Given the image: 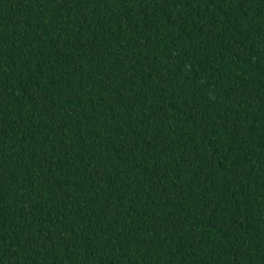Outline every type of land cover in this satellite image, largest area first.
<instances>
[{
    "label": "trees",
    "instance_id": "trees-1",
    "mask_svg": "<svg viewBox=\"0 0 264 264\" xmlns=\"http://www.w3.org/2000/svg\"><path fill=\"white\" fill-rule=\"evenodd\" d=\"M0 264H264V0H0Z\"/></svg>",
    "mask_w": 264,
    "mask_h": 264
}]
</instances>
